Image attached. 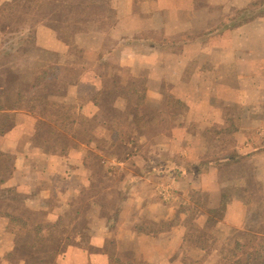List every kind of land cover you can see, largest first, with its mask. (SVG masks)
I'll list each match as a JSON object with an SVG mask.
<instances>
[{
	"label": "rangeland",
	"instance_id": "1",
	"mask_svg": "<svg viewBox=\"0 0 264 264\" xmlns=\"http://www.w3.org/2000/svg\"><path fill=\"white\" fill-rule=\"evenodd\" d=\"M205 1L0 0V89L8 98L15 87L7 83L19 80V88L26 89L36 108L45 111L42 120L38 112L30 110L27 98L18 111L39 120L36 146L48 154H62L66 146L88 144L85 141L90 136L84 130L98 136L88 158L92 185L53 228L46 227L40 215L27 211L23 194L2 190V182L13 173L14 159L0 153V209L11 208L17 213L12 216L14 231L0 233V245L8 247L13 242L16 246L0 264H55L57 254L68 246L87 244L86 233L80 243H73L77 236L69 227L74 214L79 213L80 218L87 212L116 214L136 188L147 193L168 191L175 222H184L188 228L189 243L184 253L177 255L178 260L221 263L224 251L214 254L221 246L215 243L220 235L216 236L212 224L224 210L220 199L224 204L257 191L250 163L236 150L243 143L236 133L251 127L256 141L263 138L264 120H251L254 114L247 115V111H264V103L257 102L262 97L257 81H264V64L260 55L252 56L246 50V23H240L264 17V0L249 6L244 5L245 0H232L220 7L205 5ZM146 4L159 11L154 23L157 33L144 27L145 34L146 29L136 26L141 20L136 15L145 13L141 7ZM187 8L190 14L184 16ZM200 8L208 14L203 32ZM80 80L102 81L99 90L82 89L86 95L95 92L94 99L101 93L99 104L94 101V107L87 109L88 98L74 94ZM51 94L65 106L47 105ZM246 98L257 105L248 108L250 105L241 103ZM68 109L83 126L77 141L66 142L62 135L51 134L60 133V129L49 116L57 111L61 116ZM40 121L45 125L42 131ZM61 121L67 129L70 121ZM0 122L4 130L17 121H6L0 115ZM224 159L229 160L221 162ZM200 163L206 166L195 168ZM120 164L125 166L119 168ZM200 170L210 177L205 183L204 177L195 175ZM254 221L264 222V209L257 203L248 224ZM254 230L264 232L263 224ZM249 235L257 238L255 242H263L249 232L231 234L232 241L244 242L252 240ZM205 245L207 254L190 255L191 249L201 250ZM108 249L112 251L111 244Z\"/></svg>",
	"mask_w": 264,
	"mask_h": 264
},
{
	"label": "crops",
	"instance_id": "2",
	"mask_svg": "<svg viewBox=\"0 0 264 264\" xmlns=\"http://www.w3.org/2000/svg\"><path fill=\"white\" fill-rule=\"evenodd\" d=\"M256 0H245L244 5H255ZM232 0H207L205 5L220 7L232 4ZM145 13L136 15L141 20L139 29L149 28V32L157 33L158 25L154 26L159 13L157 7L152 4L143 5ZM184 11V16L190 14V8ZM199 21L206 31L208 14L207 10H199ZM122 14V12H120ZM143 18V19H142ZM244 27V26H242ZM247 30V49L250 55H260L264 64V17L252 19L245 24ZM241 32L244 29L240 30ZM145 34L147 29L144 31ZM260 37L262 44H260ZM257 45H256V44ZM256 45V46H255ZM252 49V50H251ZM259 60V58L257 57ZM264 69V65H262ZM259 82L258 90L262 97L257 102L264 103V81ZM87 86L95 90L102 87V81L80 80L73 90L76 96L88 98L87 109L94 106L93 94L86 95L82 89ZM72 88V86H71ZM0 106H6L7 98L4 97V90L0 89ZM79 92V93H78ZM238 102V101H236ZM255 102V101H254ZM248 98L241 101L251 108L257 105ZM254 114V115H252ZM0 115L5 120L16 119V124L12 123L7 127L6 132L0 135V153L13 156V173L2 182V190L8 193L19 192L24 195V207L32 215L43 217V224L49 228L58 227L63 218L68 214L71 204L79 198L83 191L92 185V169L88 165V158L94 153L93 144H82L76 149H70L67 154H48L42 148L36 146L34 139L36 136L38 119L31 114L24 112L0 111ZM247 115L264 120V111L253 109L247 111ZM1 124V122H0ZM7 124V123H4ZM1 126V125H0ZM248 129L236 133L243 137V143L237 147L239 156L250 163L252 167L251 177L257 184V191L254 195L238 196L231 198L227 203L220 204L224 210L220 212V217L215 225V233L218 239L215 243L221 246V251L216 250L214 254L222 253L229 245L233 246L237 240L232 241L231 234L236 236L240 233L249 232L257 235L264 243V232H255V227H261L259 222L249 225L250 216L256 207L264 209V132L263 138L255 140V129ZM1 131L3 129H0ZM227 159L221 162H226ZM125 166L120 164L119 168ZM110 171V169H108ZM218 178V172L215 171ZM203 182L207 181L208 174L203 175ZM141 178L139 180H143ZM204 186V191H208ZM11 190V191H10ZM149 190V193L142 189H135L122 203L116 214H104L87 212L80 218L76 213L75 218L70 223L69 230L76 232V242L82 241L83 233L87 234L86 245L72 244L68 246L64 253L57 258L58 264H191V262L178 260L177 255L184 253L188 234L187 225L184 222H175V209L170 206L168 191L166 194ZM216 194L220 195L218 190ZM164 196V200L160 197ZM158 196V197H157ZM166 206V207H165ZM217 213V209H212ZM162 212L161 214L159 212ZM219 213V212H218ZM17 213L9 209H0V233H12L14 222L12 216ZM205 220V214L202 215ZM207 218V216H206ZM82 221V224L79 222ZM77 226H79L77 228ZM165 227V228H164ZM9 235V234H8ZM11 240L13 236L10 234ZM228 241L229 243H225ZM111 244L112 251L108 249ZM15 244L12 242L8 247L0 245L4 251H0V259H4L8 254L14 252ZM191 247V245H190ZM223 249V250H222ZM207 254L203 249L193 248L190 255ZM188 255V257H190ZM190 260V258H188ZM188 260V261H189ZM201 264V263H199Z\"/></svg>",
	"mask_w": 264,
	"mask_h": 264
},
{
	"label": "trees",
	"instance_id": "3",
	"mask_svg": "<svg viewBox=\"0 0 264 264\" xmlns=\"http://www.w3.org/2000/svg\"><path fill=\"white\" fill-rule=\"evenodd\" d=\"M254 18L255 17H253L252 19H254ZM252 19H249V21ZM245 23H247V22L244 21V23H240V25L245 24ZM21 42H23V41H21ZM15 78L17 79V77H15ZM36 82H38V81H36ZM7 84L11 87H15L14 93L12 95L8 94L7 104H6V106H0V111H13V112L21 111L23 109L22 106H24L25 100L27 98L29 101L28 102V105L30 106L29 108H31L30 110L34 114H37V112H38V114H40V118L42 120H45V116H47L45 111L38 110L34 104L35 100H31V99H29V97H27L28 91L26 89L19 88V86L22 85L21 81H19V80L18 81H9ZM103 94H104V92H102V95ZM53 95L54 94H51V96H53ZM100 95H101V93L99 94V96L97 98H95V99L93 98V103L95 101L97 104H99ZM56 98H58V96H53L51 98L48 97V99L45 101V103L47 105H50L51 104L50 102H54L53 103L54 106H58V107H59V105L65 106L64 104L55 101ZM64 98H67V96ZM48 109H50V108H48ZM59 109H63V108L60 107ZM69 111L70 110L68 109L61 116H60V113L58 111L56 112L57 113L56 115H50L49 116V119L55 118V119H53V121L58 122V128L60 129V133L54 132L51 134L57 135V136L62 135V139L65 140L66 142L77 141L78 138H81V136H82L81 130H83V126H79L80 125L79 123H81V122L79 121L77 114L76 113L70 114ZM31 115H33V114H31ZM62 119H64L65 121H70V124H69L67 129H65V127H63L64 122L61 121ZM38 122H39V120H38ZM43 126H45V125L42 123V121H40V124H39V130L40 131H42L45 128ZM51 126H53V125H51ZM37 127H38V124H37ZM5 132H6V130H2V131L0 130V135H2ZM84 132L90 136L89 141H85L88 144H94L95 141H98L97 140L98 136L94 133V131L92 133H89V132L84 130ZM70 135H72V139H69ZM47 140H49V137H47ZM47 140H45L46 143H48ZM82 143H84V142H82ZM79 146H80V143H78V142L73 144V146L71 148L66 146V147L62 148V154H67L70 149H76ZM38 147L43 149V147L40 146L39 144H38ZM54 154H56V153H54ZM236 156L238 157V159L240 158L238 155H236ZM227 160H229V159H227ZM205 166H206L205 163H200L198 165H195V168L201 169ZM177 173L180 176L183 174L181 171H177L176 174ZM207 173L208 172L206 170L205 171L200 170V171H197V173L195 172V175L200 177V176H203ZM164 174L167 177V175L170 173L166 169ZM227 202L228 201H226V203ZM209 223H210V221H209ZM212 224H213V226H215L217 224V221L212 222ZM77 237H79V236H77ZM248 237L252 238V240H249L248 242H244L243 240H237L235 243H233V247L230 250L225 249L223 252L224 257L221 260L220 264H264V243L263 242L257 243L255 241H253V239L256 240L257 238L252 237L250 235ZM206 246H208V245H205V246L200 247V248L205 250ZM58 251H61V249ZM64 251L61 253H58L57 258L62 253H64ZM57 258L55 259V261H56L55 264H58ZM48 264H50V263L48 262ZM52 264H54V262H52Z\"/></svg>",
	"mask_w": 264,
	"mask_h": 264
}]
</instances>
